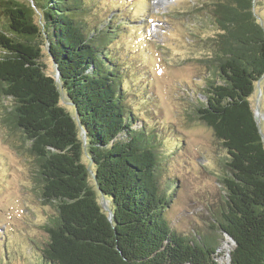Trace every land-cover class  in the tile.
Here are the masks:
<instances>
[{
    "label": "trees",
    "instance_id": "trees-1",
    "mask_svg": "<svg viewBox=\"0 0 264 264\" xmlns=\"http://www.w3.org/2000/svg\"><path fill=\"white\" fill-rule=\"evenodd\" d=\"M207 1L211 75L191 106L226 151L211 230L233 242L228 264H264V141L249 101L264 79V19L255 0ZM88 8L86 0H0L1 121L19 134L38 197L54 209L46 240L24 251L42 264H216L215 237L171 227L172 191L159 178L161 153L173 149L159 152L160 134L127 110L129 68L123 44L112 46L128 13L92 20ZM44 48L57 76L46 73Z\"/></svg>",
    "mask_w": 264,
    "mask_h": 264
},
{
    "label": "rangeland",
    "instance_id": "rangeland-1",
    "mask_svg": "<svg viewBox=\"0 0 264 264\" xmlns=\"http://www.w3.org/2000/svg\"><path fill=\"white\" fill-rule=\"evenodd\" d=\"M207 0H86L92 20H114V14L125 13L127 31L115 38L122 43L120 56L127 65V110L145 120L159 134L157 150L173 149L163 156L160 183L172 191L166 218L181 234L193 232L215 237L216 264H228L233 242L211 230L214 210L222 196L226 151L212 131L194 119L191 100L203 91L211 75L209 57L212 8ZM104 10V11H103ZM113 10L115 13H110ZM117 10V11H116ZM254 12L264 19V0H255ZM94 15L95 18L92 16ZM42 63L46 73L55 67L46 50ZM263 80L255 86L249 101L264 135ZM203 98V97H201ZM63 106L72 112L63 96ZM0 96V113L3 111ZM0 115V264H42L24 251L29 241L33 251L46 240L44 226L54 213L52 206L38 197L34 161L23 149L19 134L1 121ZM165 157V158H164ZM94 185V183H93ZM102 201V200H101ZM104 207L108 202L103 200ZM26 254L24 255V253Z\"/></svg>",
    "mask_w": 264,
    "mask_h": 264
},
{
    "label": "water",
    "instance_id": "water-1",
    "mask_svg": "<svg viewBox=\"0 0 264 264\" xmlns=\"http://www.w3.org/2000/svg\"><path fill=\"white\" fill-rule=\"evenodd\" d=\"M257 19H258V18H257ZM258 20H259V19H258ZM259 23H260V22H259ZM54 75L57 76V75H56V72H55ZM260 82H261V80L257 82V87L259 86V83H260ZM262 96H263V95H262ZM254 117H255L256 125H257V127H258V130H259L260 136H261L262 140L264 141V135L260 132V128H259L258 122H257V120H256V114H255V112H254ZM103 207H104V204H103ZM104 208L107 209L106 207H104ZM109 214H110V213H109Z\"/></svg>",
    "mask_w": 264,
    "mask_h": 264
}]
</instances>
